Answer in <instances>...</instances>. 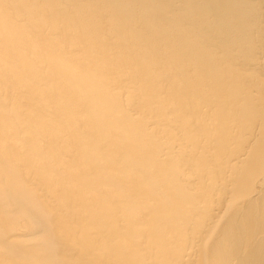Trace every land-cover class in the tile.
<instances>
[{"label":"bare ground","instance_id":"1","mask_svg":"<svg viewBox=\"0 0 264 264\" xmlns=\"http://www.w3.org/2000/svg\"><path fill=\"white\" fill-rule=\"evenodd\" d=\"M0 264H264V0H0Z\"/></svg>","mask_w":264,"mask_h":264}]
</instances>
